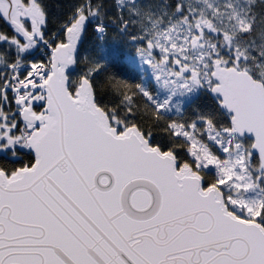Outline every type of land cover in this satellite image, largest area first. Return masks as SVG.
<instances>
[{"label": "snow or ice", "instance_id": "snow-or-ice-1", "mask_svg": "<svg viewBox=\"0 0 264 264\" xmlns=\"http://www.w3.org/2000/svg\"><path fill=\"white\" fill-rule=\"evenodd\" d=\"M0 264H264V0H0Z\"/></svg>", "mask_w": 264, "mask_h": 264}]
</instances>
